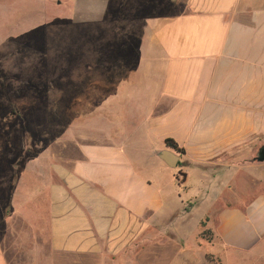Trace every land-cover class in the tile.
<instances>
[{"label":"crops","instance_id":"1","mask_svg":"<svg viewBox=\"0 0 264 264\" xmlns=\"http://www.w3.org/2000/svg\"><path fill=\"white\" fill-rule=\"evenodd\" d=\"M118 2L119 17L106 14V0H93L96 8L76 0L71 10L76 52L84 38L88 56L90 42L128 38L135 54L126 46V57L139 63L109 65L103 83L88 81L91 111L75 117L83 123L60 160L41 164L39 186L24 197L35 238L29 264H116L160 230L188 233L191 210L203 202L207 217L197 224L217 250L254 252L264 244V0ZM163 150L179 157L188 203L199 201L189 211L176 198L173 169L157 156ZM242 177L252 188L239 194ZM0 264H11L1 243Z\"/></svg>","mask_w":264,"mask_h":264},{"label":"rangeland","instance_id":"2","mask_svg":"<svg viewBox=\"0 0 264 264\" xmlns=\"http://www.w3.org/2000/svg\"><path fill=\"white\" fill-rule=\"evenodd\" d=\"M9 1L0 0V243L11 264H29L36 258L30 244L35 238L27 220L32 201L24 197L39 186V173L46 171L41 164L60 160L63 147L72 143L83 123L75 117L91 111L92 99L86 101L88 81L95 78L103 83L107 73L102 70L107 66L124 68L130 61H139L133 55L135 41L128 38L123 42L118 37L113 46L99 39L90 42L89 56V38H84L76 52L77 37L74 45L69 21L76 0H24L15 6L9 3L12 7ZM95 1L102 6L103 0ZM106 1V14L119 17V0ZM131 7L134 1L129 13ZM21 12L26 24L19 25ZM130 21L135 24L134 18ZM126 46L133 53L130 57ZM172 173L176 198L189 211V205L199 201L188 203L193 196L189 186L177 170ZM240 181L239 194L252 188L247 178ZM207 207L204 202L193 207L188 233L160 230L157 241L120 256L116 264H264V244L250 253L217 250L206 224H197L207 217ZM30 219L35 224L36 217Z\"/></svg>","mask_w":264,"mask_h":264},{"label":"water","instance_id":"3","mask_svg":"<svg viewBox=\"0 0 264 264\" xmlns=\"http://www.w3.org/2000/svg\"><path fill=\"white\" fill-rule=\"evenodd\" d=\"M158 158L164 162V164H166V166H168L171 169H176L178 166V162H179V157L177 155H175L174 153L167 151V150H163L160 151L157 154ZM264 160V153H263V158L259 157V160Z\"/></svg>","mask_w":264,"mask_h":264},{"label":"trees","instance_id":"4","mask_svg":"<svg viewBox=\"0 0 264 264\" xmlns=\"http://www.w3.org/2000/svg\"><path fill=\"white\" fill-rule=\"evenodd\" d=\"M164 146L166 148L172 150L176 154H179V155H183L184 154V151L181 148H179L177 146V144L173 140H170V139L164 140ZM179 175H180V177H183L182 174H179Z\"/></svg>","mask_w":264,"mask_h":264},{"label":"flooded vegetation","instance_id":"5","mask_svg":"<svg viewBox=\"0 0 264 264\" xmlns=\"http://www.w3.org/2000/svg\"><path fill=\"white\" fill-rule=\"evenodd\" d=\"M262 155V154H261Z\"/></svg>","mask_w":264,"mask_h":264}]
</instances>
